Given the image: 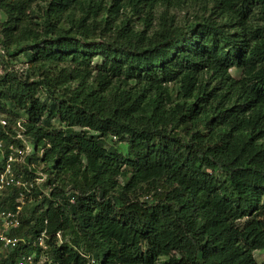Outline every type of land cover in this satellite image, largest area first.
Returning <instances> with one entry per match:
<instances>
[{
  "label": "trees",
  "instance_id": "trees-1",
  "mask_svg": "<svg viewBox=\"0 0 264 264\" xmlns=\"http://www.w3.org/2000/svg\"><path fill=\"white\" fill-rule=\"evenodd\" d=\"M0 10V115L25 118L0 122V173L9 147L23 146L10 125L21 120L38 152L14 174L35 184L44 165L52 188L24 191L35 205L9 233L46 231L48 249L20 244L0 264L34 252L44 264H259L264 0H0ZM21 191L5 190L0 212L16 211Z\"/></svg>",
  "mask_w": 264,
  "mask_h": 264
},
{
  "label": "built area",
  "instance_id": "built-area-1",
  "mask_svg": "<svg viewBox=\"0 0 264 264\" xmlns=\"http://www.w3.org/2000/svg\"><path fill=\"white\" fill-rule=\"evenodd\" d=\"M1 65V64H0ZM2 71V66L0 67V72ZM22 147L16 148L15 145L9 147L8 153L5 155V166L2 172L0 173V192H4L10 187H17L22 189L19 198L17 199L18 206L16 211H2L0 212V245L4 249H15L20 244L32 245L37 244L43 251L48 249L46 244V231L43 232L42 236L33 239L31 236L27 238H19L11 236L9 233L13 230L18 229L21 226V213H22V203L25 200V192H30L35 186L33 183H27L16 178L14 174L15 163L23 162V158L27 154L26 142H24ZM3 141H0V150L2 149ZM19 149V150H15ZM21 203V204H20ZM62 240V236L58 235V243ZM1 250V248H0ZM44 254V253H43ZM37 253H24L18 260V264H41L40 260L37 259ZM95 261H92L91 264H94Z\"/></svg>",
  "mask_w": 264,
  "mask_h": 264
},
{
  "label": "rangeland",
  "instance_id": "rangeland-1",
  "mask_svg": "<svg viewBox=\"0 0 264 264\" xmlns=\"http://www.w3.org/2000/svg\"><path fill=\"white\" fill-rule=\"evenodd\" d=\"M6 19H7V16L5 15V13L2 10H0V23L1 22H4ZM20 60L21 61H14L15 70H17V71H24V72L27 71V68H29L27 66V64L25 63L27 61L24 59V57H21ZM99 61H100L99 58H95V63H94V65L92 67L95 68L97 66V62H99ZM1 66H2V64L0 65V67ZM231 73H232V75L234 77H237V78L241 76V73H239L236 68H233L231 70ZM3 74H4V69H3V66H2V71L0 72V76H2ZM74 86H75V84L72 83V85L66 84L65 87H61V88H71L72 89V88H74ZM43 97H44V95H43ZM5 117H7L9 119L13 117L12 119L15 122H16V120L21 119V118H22V120L25 119L23 117L22 113H20L18 116H17L16 113H13V116H11V117L6 116L4 114H1L0 115V122L2 124L4 122V125H5V121L4 120H6ZM15 122L14 123H11L10 125L13 128V130H15L17 132V134H18L17 137H16V140H20L21 141V145L22 144H25L24 142H26V146H27L26 147L27 154L23 158L24 164L22 162H17V163H15V166L16 165H19V166L20 165H26V166H28V168L31 167V169H33V168H35L36 165L35 164L34 165H31L30 163L27 162V159L29 157H31L32 155L36 154L38 151L31 144V142L28 139H26V138L25 139H22V138H24V135H23V129L20 126L21 120L18 121L17 124H15ZM60 128H61V125L59 124V122L58 121H55L54 122L53 129H60ZM113 140L115 141V139H113ZM3 146H4V144L2 145L1 148H3ZM20 147L21 146H16V148H20ZM15 150H19V149H15ZM2 153L4 154L5 151H3ZM4 156H5V154H4ZM2 158L0 157V161L1 162L4 161V160H2ZM43 169H44V165H41V166L37 167V169H36L37 172L34 173V177L36 179L35 186L40 187V188H45V193L48 194L52 188H48V185H47V183H48V176L43 172ZM20 170H21V168H20ZM3 193L4 192H0V197L4 195ZM33 199H34L33 197H29L28 198V197L25 196L24 203H22V205H21L22 206V208H21L22 209V212H24V210H32V208L35 205V201H33ZM149 201L151 202V200H149ZM25 208H27V209H25ZM22 216L23 215L21 213V218H22ZM245 221L246 220H243V221H241V223H245ZM0 231H1V226H0ZM60 242H61V240H60ZM0 248H1V250H0V256L3 255L6 252L5 250H8V249H4V247H2L1 245H0ZM255 258H256V260L258 261L259 264H263L264 263V252L257 251L255 253ZM37 259L40 260L41 264H44L46 262V259L47 258H46V255L45 254H41V255L37 256Z\"/></svg>",
  "mask_w": 264,
  "mask_h": 264
}]
</instances>
